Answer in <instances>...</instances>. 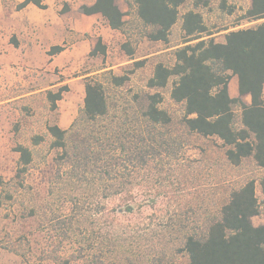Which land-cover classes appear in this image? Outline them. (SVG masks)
<instances>
[{
    "label": "trees",
    "instance_id": "obj_1",
    "mask_svg": "<svg viewBox=\"0 0 264 264\" xmlns=\"http://www.w3.org/2000/svg\"><path fill=\"white\" fill-rule=\"evenodd\" d=\"M249 1L250 8L240 21L263 22L230 31L223 43H215L197 10L200 2L180 16L186 0H126L148 42L167 45L179 19L183 41L172 52L173 65L157 63L146 91L133 94L125 108L110 103L106 86L122 89L128 77L99 70L98 75L85 79L83 108L68 129L46 127L50 148L55 151L45 189L49 201L23 212L30 219H43L42 254L47 257L39 264H104L102 257L110 252L111 261L134 263L124 257L125 251L144 243L139 235L145 226L140 230L139 224H126L120 218L158 204L166 166L169 171L176 170L177 174L171 171L185 192L182 200L188 203L145 239L151 264H264V225L252 223L253 218L264 217V175L258 182L247 180L230 188L224 203L223 198L215 201L218 184L210 187L204 201L199 196L195 202L186 198L192 196L189 190L194 185L189 173L196 160L186 154L193 139L219 142L221 159L230 167L250 161L264 169V0ZM28 5L46 9L41 0H24L15 10ZM221 8L226 10L225 3ZM68 12L65 6L59 13ZM77 12L85 17L99 15L113 32L121 33L126 25L117 0H95ZM233 13V8L227 10L228 15ZM121 50L132 60L134 52L128 43ZM63 51L64 47L53 46L46 55L53 57ZM105 54L106 45L97 38L89 57ZM144 63L133 65L140 69ZM233 77L237 79L236 98L228 91ZM169 85L170 100L183 109L178 123L162 108V91ZM68 91L63 86L55 93L46 92L52 111ZM246 96L249 105L243 101ZM30 141L33 147L45 142L38 135ZM14 151L18 160L13 178L8 183L0 179V208L25 191V177L33 164L29 148L17 145ZM114 200L122 204L108 208ZM169 245L171 252L181 253L186 262L167 259Z\"/></svg>",
    "mask_w": 264,
    "mask_h": 264
},
{
    "label": "rangeland",
    "instance_id": "obj_2",
    "mask_svg": "<svg viewBox=\"0 0 264 264\" xmlns=\"http://www.w3.org/2000/svg\"><path fill=\"white\" fill-rule=\"evenodd\" d=\"M93 2L94 0H55L57 21L56 28L53 27V40H59V44L40 43L41 47L31 52L26 60L13 58L0 61V179L8 183L13 178L18 160L14 151L17 145H23L33 153V164L25 177V191L18 193L15 200L4 202L0 208V264H39L41 258L44 260L45 256L47 257V254H42L45 237L41 236L40 224L43 219H30L23 212L26 207L45 206L49 201L45 189L49 185L48 177L53 167L55 151L50 148L51 138L46 127L57 125L63 130L68 129L83 108L85 79L101 72H111L115 76L126 75L129 81L122 89L106 86L110 103L125 108L133 94L146 91V83L157 63L169 67L173 65L172 52L182 44L180 19L172 28L167 45L148 42L144 38V28L134 16L133 10L127 6L126 0H117L119 9L125 14L126 22L121 33L107 28L99 16L91 23L80 22L81 15L77 9ZM198 2L200 4L197 10L202 14L208 31L213 34L210 38L215 43H223L224 35L230 31L254 28L263 22L240 21L247 10V0H186L180 9V16ZM223 3L226 10L221 8ZM2 4L4 7L12 6L9 0H2ZM65 6L69 7L67 19L59 13ZM230 8L234 9L232 15L227 14ZM76 22H80L79 26ZM6 37L8 43L15 39L13 35ZM97 38H101L106 45V54L96 59L89 57V53ZM125 43H128L134 52L132 60L121 50ZM52 46H62L64 51L48 57L47 49ZM138 61H145L144 66L135 69L133 63ZM5 62L8 63L5 65ZM5 67L11 70H3ZM16 68L18 70H15ZM99 70L103 71L98 72ZM231 81L233 83V78ZM63 86H67L69 91L63 94L56 104L57 109L52 111L46 100V92L55 93ZM170 89L169 85L162 91V108L173 116L174 123H178L183 116V109L170 100ZM235 112L238 116L237 109ZM36 135L44 137L45 140L39 147H33L30 141ZM219 144L200 139H193L191 142L186 154L196 160V163L190 169L189 174L194 178V185L191 191L189 190L192 196L186 197L187 199L191 198L195 202V198L199 196V200L204 201L211 193L210 187L218 184L215 201L223 198L224 203L230 188L247 180L258 182L264 175V169H257L250 161H245L237 168L230 167L224 158L221 159ZM171 170L176 172L175 169ZM171 170L166 166L162 173L160 186L163 197L154 208L144 207L140 212L120 218L126 224H139L140 230L145 226L143 235L141 232L139 235L144 243L154 230L158 232L164 220L172 217L175 211L180 214L179 210L188 203L182 200L181 196L185 192L182 191L178 177ZM2 195L3 189L0 187V196ZM256 195L260 199L258 185ZM119 204L122 202L111 201L108 208ZM252 223L255 227L263 226L264 217H255ZM144 243L131 246L125 251L124 257L134 263L126 260L116 262V258L111 261L108 259L110 252L102 257L104 264H151L152 260L147 255L150 254L148 245ZM66 248L71 250L68 245ZM165 251L167 259L177 263L186 262L184 255L171 252L170 245ZM42 264L53 263L43 261Z\"/></svg>",
    "mask_w": 264,
    "mask_h": 264
},
{
    "label": "crops",
    "instance_id": "obj_3",
    "mask_svg": "<svg viewBox=\"0 0 264 264\" xmlns=\"http://www.w3.org/2000/svg\"><path fill=\"white\" fill-rule=\"evenodd\" d=\"M9 1H11L12 6L7 5L4 7L2 0H0V61H7L13 58L26 60L29 58L31 52L37 51L38 48L41 47L40 43L59 44V40H53V27L56 28L55 21H57V6L55 0H41L42 4L46 6L45 10H40L34 5H28L20 11H16L15 7L24 0ZM250 4V1L247 0V10L250 8ZM67 15L68 13L61 16H64L65 19H67ZM98 16L99 15L85 17L81 15L80 22L84 21L91 23L92 20ZM80 22H76V25L79 26L78 23ZM6 35H13L15 39L8 43ZM2 38L4 40H1ZM7 63L8 62H5V65ZM3 70L11 69L5 67ZM15 70H18V68ZM236 84L237 79L233 77V83L231 81V85L230 82L228 85V91L231 98H236L238 96ZM243 101L246 105L250 104L248 96L244 97Z\"/></svg>",
    "mask_w": 264,
    "mask_h": 264
}]
</instances>
